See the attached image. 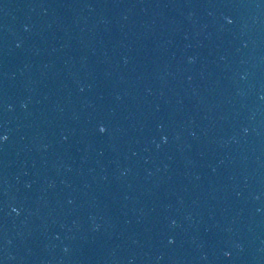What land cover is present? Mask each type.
Instances as JSON below:
<instances>
[{
    "label": "water",
    "instance_id": "1",
    "mask_svg": "<svg viewBox=\"0 0 264 264\" xmlns=\"http://www.w3.org/2000/svg\"><path fill=\"white\" fill-rule=\"evenodd\" d=\"M0 264H264V0H0Z\"/></svg>",
    "mask_w": 264,
    "mask_h": 264
}]
</instances>
